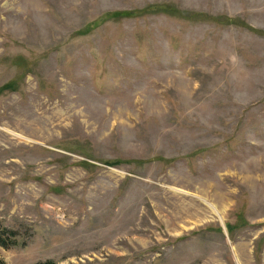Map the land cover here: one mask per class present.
<instances>
[{
  "label": "rangeland",
  "instance_id": "374dc122",
  "mask_svg": "<svg viewBox=\"0 0 264 264\" xmlns=\"http://www.w3.org/2000/svg\"><path fill=\"white\" fill-rule=\"evenodd\" d=\"M5 264H264V0H0Z\"/></svg>",
  "mask_w": 264,
  "mask_h": 264
},
{
  "label": "trees",
  "instance_id": "16d2710c",
  "mask_svg": "<svg viewBox=\"0 0 264 264\" xmlns=\"http://www.w3.org/2000/svg\"><path fill=\"white\" fill-rule=\"evenodd\" d=\"M16 233L8 230L7 228L2 227L0 224V246L3 248H7L11 245L17 244L16 241ZM0 264H5L4 262L0 261ZM52 264V263H49Z\"/></svg>",
  "mask_w": 264,
  "mask_h": 264
}]
</instances>
